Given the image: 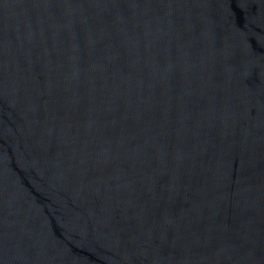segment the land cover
<instances>
[{
    "label": "water",
    "instance_id": "obj_1",
    "mask_svg": "<svg viewBox=\"0 0 264 264\" xmlns=\"http://www.w3.org/2000/svg\"><path fill=\"white\" fill-rule=\"evenodd\" d=\"M0 264H264V0H0Z\"/></svg>",
    "mask_w": 264,
    "mask_h": 264
}]
</instances>
